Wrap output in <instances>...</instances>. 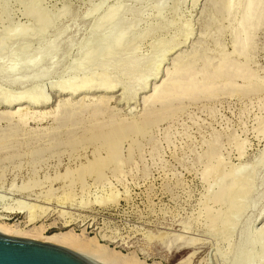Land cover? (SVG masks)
Instances as JSON below:
<instances>
[{"label":"rangeland","instance_id":"374dc122","mask_svg":"<svg viewBox=\"0 0 264 264\" xmlns=\"http://www.w3.org/2000/svg\"><path fill=\"white\" fill-rule=\"evenodd\" d=\"M3 1L0 218L135 264H234L248 241L264 264V0ZM179 61L208 89L148 103Z\"/></svg>","mask_w":264,"mask_h":264},{"label":"bare ground","instance_id":"6f19581e","mask_svg":"<svg viewBox=\"0 0 264 264\" xmlns=\"http://www.w3.org/2000/svg\"><path fill=\"white\" fill-rule=\"evenodd\" d=\"M260 0H250L249 2H248V6H249V8H250V10H252L253 9V7L259 2ZM2 2H5V1H3L2 0ZM4 5V4H3ZM110 42V41H109ZM82 58V57H81ZM82 60H83V58H82ZM225 61V60H224ZM223 61V62H224ZM226 62V61H225ZM224 62V63H225ZM191 65V64H190ZM190 65L187 63H183V61H179V64L175 67V69H174V71H172L171 73H170V77L169 78H171L170 80L168 79V80H166V81H164V83H162V85H158V87H155V90L153 91L154 93L149 97V98H147L146 99V101L149 103V101H153L152 102V104L156 101H162L161 103H163V100L164 101H166V100H168V101H170V98L172 99L173 97L175 98V97H181V96H183V95H190L191 93H192V95H193V93L195 92V93H197V89H199L200 90V92H202L203 90H205V87H207V89H208V85L207 84H210L209 82H207V81H205V82H207L206 83V85L207 86H204L205 85V83H204V81H203V83L201 84H196V81L194 82V80H193V78H192V76L190 77V78H185L184 77V79H182L183 78V75H182V73H187V74H189L188 73V71L190 70L191 72H193L192 70L193 69H190V68H192V65H191V67H190ZM224 66V65H223ZM223 66L221 65L220 67L223 69ZM226 66H228V64H226L225 65V67ZM205 67H207V66H205ZM224 67V68H225ZM218 68H219V66H218ZM221 68L219 69V75L220 76H222L223 77V74H229V69H228V67L227 68H225L224 70L225 71H227V72H223V70H221ZM235 68H237L236 66H235ZM206 69V68H205ZM228 69V70H227ZM207 70H208V68H207ZM189 71V72H190ZM216 71H217V69H216ZM222 71V72H221ZM234 71V70H233ZM238 71V70H237ZM190 72V75H192V73ZM218 72V71H217ZM215 70H214V72H213V78L215 77ZM221 73V74H220ZM223 73V74H222ZM235 73V72H234ZM237 74H238V72H236ZM235 73V74H236ZM182 76H181V75ZM209 74V73H208ZM207 74V75H208ZM225 74V75H226ZM233 74V73H232ZM189 75V76H190ZM217 75H218V73H217ZM230 75V74H229ZM228 75V76H229ZM185 76H187L188 77V75H186L185 74ZM209 77H210V75H208ZM220 76H219V78H220ZM227 76V77H228ZM233 76V75H232ZM235 76V75H234ZM233 76V77H234ZM237 76V75H236ZM173 77V78H172ZM193 77H194V74H193ZM217 77V76H216ZM215 77V78H216ZM226 77V76H225ZM226 77V78H227ZM212 78V79H213ZM214 78V79H215ZM185 79H187V80H185ZM210 79H211V77H210ZM213 79V80H214ZM206 80H207V78H206ZM227 80H228V78H227ZM210 81V80H209ZM224 81V80H223ZM226 81V80H225ZM198 82V81H197ZM215 82V81H214ZM219 82V81H218ZM212 83V82H211ZM227 83V82H226ZM225 83V84H226ZM230 83V82H229ZM220 84V83H219ZM199 85V86H198ZM203 86L204 87V89L203 88H201L200 89V87L201 86ZM93 87V86H92ZM106 87V86H105ZM113 87V85L111 86V87H109V88H106L104 91H106V92H108V93H110V92H112L113 91V89L116 87H114V88H112ZM211 87H213L212 85L210 86V88H209V90H211L212 88ZM100 88V87H99ZM64 89V88H63ZM93 89V88H92ZM95 89V88H94ZM93 89V90H94ZM97 89V88H96ZM203 89V90H202ZM92 90V91H93ZM202 90V91H201ZM208 90V91H209ZM96 91V90H95ZM206 91V90H205ZM207 91V92H208ZM79 92V93H78ZM83 91H81V89H75L74 91H71V93H70V95L71 96H75L76 94H81ZM199 92V91H198ZM194 93V94H195ZM203 93V92H202ZM181 95V96H180ZM191 95V96H192ZM104 99H106V98H104ZM178 99V98H177ZM181 99V98H180ZM103 100V99H102ZM109 100V99H108ZM174 101V100H173ZM37 102H39V101H37ZM13 103V102H12ZM12 103H8V105H6V103H4V102H1V104L2 105H5V106H7V107H12ZM33 104L35 103V102H32ZM47 103H48V100H45L44 102H39V103H37L40 107H43V106H45V105H47ZM165 103V102H164ZM14 104V103H13ZM21 104V103H20ZM36 103H35V105L36 106H38ZM170 104V103H169ZM168 104V105H169ZM18 106V105H17ZM22 108V107H21ZM21 108H18L15 112L13 111L12 113L11 112H6L5 114H8V115H10V116H15V115H23V109H21ZM14 109V108H13ZM25 110V109H24ZM27 112H29V111H27ZM40 114V113H39ZM44 114V113H43ZM43 116V115H42ZM41 116V117H42ZM143 118V117H142ZM110 119H111V117H110ZM110 121V120H109ZM132 122V121H131ZM100 123V122H99ZM117 122H115V124H116ZM119 123V122H118ZM125 123V122H124ZM144 123V122H143ZM97 124V123H96ZM113 124V123H112ZM112 124H110V125H112ZM142 124V123H141ZM94 125V124H93ZM120 126H122L121 124H119ZM132 125V124H131ZM136 125V124H135ZM134 125V126H135ZM146 125V124H145ZM96 126H98V125H96ZM105 126H106V124H105ZM117 126V125H116ZM126 126V125H125ZM125 126H124V128H125ZM133 126V127H134ZM92 128H94L93 126H91ZM118 127V126H117ZM127 127V126H126ZM132 127V126H131ZM137 127H139L138 126V124H137ZM136 127V129H135V133H136V130L138 129ZM96 128V127H95ZM113 128V127H112ZM123 128V127H122ZM121 128V129H122ZM140 128H141V126H140ZM139 128V129H140ZM100 129V128H99ZM102 129V128H101ZM120 129V128H119ZM130 129V128H129ZM128 129V131L130 132V130ZM93 130V129H92ZM92 130H91V132H92ZM98 130V129H97ZM113 131H111L110 130V132L108 131V133L107 134H105V133H103V134H105L104 135V138L103 139H105L106 141H107V143L108 142H110V144H111V146H109L110 144L108 143V149H110L111 151V153H109V154H112V155H110L111 157L113 156V154L116 152L114 149H116L115 147L116 146H118V145H116L117 143L116 142H119V139H122V137H123V139H125L124 137H125V133H127V135L129 134L128 132H126L125 131V129L124 130H122V131H120V132H122L123 133V131H125V133H123V135H122V133H118V130H114V128L112 129ZM142 130H144V129H142ZM96 131V130H95ZM107 131V130H106ZM99 132H101V131H99ZM132 132V131H131ZM89 133V132H88ZM90 134V133H89ZM92 134V133H91ZM95 134H97V132H95ZM100 134V133H99ZM99 134H97V137H98V135ZM102 134V133H101ZM121 135H122V137H121ZM134 135V134H133ZM90 136H92V138H93V134L92 135H90ZM95 137V136H94ZM99 137H100V135H99ZM102 137H103V135H102ZM86 137H84L83 139H85ZM83 139H81L80 140V143H81V141L83 140ZM90 139V138H89ZM101 139V138H100ZM93 140H94V138H93ZM104 140V141H105ZM118 140V141H117ZM86 140H84L83 142H85ZM91 141V140H90ZM121 141H123V140H120V142ZM77 142V141H76ZM92 142V141H91ZM102 142H103V140H102ZM112 142V143H111ZM95 143V142H94ZM106 143V144H107ZM113 143H115V145L113 144ZM77 144V143H76ZM96 144V143H95ZM114 146H113V145ZM119 144V143H118ZM78 145V144H77ZM80 145V144H79ZM104 145V144H103ZM112 146H113V148H112ZM106 147H107V145H106ZM118 147H121V145H119ZM114 150V151H113ZM117 151H118V148H117ZM96 152V151H95ZM118 154V153H117ZM116 154V155H117ZM115 154H114V156H116ZM109 156V157H110ZM101 157V156H100ZM105 158H107V157H105ZM102 159V158H101ZM100 160V159H99ZM95 161V160H94ZM104 161H105V159H104ZM98 162V161H97ZM110 162V161H109ZM95 163H96V161H95ZM100 163V162H99ZM101 164V163H100ZM95 165V164H94ZM102 165V164H101ZM108 165H109V163H108ZM98 166V165H97ZM96 166V167H97ZM100 166V165H99ZM98 166V167H99ZM90 167H92V166H90ZM90 167H88V168H90ZM105 167V166H104ZM81 171V170H80ZM83 171V170H82ZM91 171V170H90ZM99 171H100V169H99ZM96 172H98V171H96ZM101 172H102V169H101ZM99 173V172H98ZM86 174V173H85ZM82 175H84V174H82ZM87 175H89V174H87ZM96 175V174H95ZM91 176V175H90ZM98 177V176H97ZM96 178V177H95ZM104 178V177H103ZM81 182V181H80ZM83 183V182H82ZM72 187V186H71ZM103 203V202H102ZM13 210V209H12ZM21 210V209H20ZM33 212V211H32ZM63 214V213H62ZM34 216H36V215H34ZM34 218H33V216H31L30 217V219H29V222L31 223V222H34ZM31 225V224H30ZM45 229H46V227H44V225H40V226H36V225H34L33 227H21L18 223H14V224H12V223H7V222H5V221H3L2 220V218H0V233H2L3 235H7V236H11V237H15V238H21V239H28V240H32V241H37V242H42V243H45V244H50V245H53V246H56V247H60V248H62V249H65V250H67V251H70V252H73V253H75V254H77L78 256H80L81 258H83L84 260H86L87 262H89L90 264H111V263H113V262H115L116 260H118V261H120V263H121V261H124V262H122V263H125V264H128V263H126L125 261H129V263H134L135 264V262L137 261H134V259H133V257L132 258H127L128 256L126 255V257L123 255V254H120V252L118 253L117 251L115 252V251H113V250H109L108 249V247H106V246H103V245H101L95 238H90V237H88V236H86L84 233H82V234H79V233H77V232H75L74 230H69V231H66V232H55V233H52V234H50V235H47L46 233H45ZM83 231V230H82ZM244 249H242V253L241 252H238V254H237V256L235 257L236 259L234 260L235 262H234V264H249L251 261H252V257H255V256H253L251 253H252V251L253 250H251L252 248H253V245H252V242L251 241H248L246 244H245V246L243 247ZM247 250V251H244V250ZM263 251H264V247H263ZM123 255V256H122ZM250 255H252V257L250 256ZM262 255V254H261ZM133 256V255H132ZM259 257V259H263L264 258V253H263V255L260 257V255L258 256ZM136 258V257H135ZM262 261V260H261ZM260 261V262H261ZM145 262V261H144ZM117 264H118V262H116ZM131 263V264H132ZM140 263V262H139ZM253 263V262H252ZM113 264H115V263H113ZM145 264V263H144Z\"/></svg>","mask_w":264,"mask_h":264},{"label":"water","instance_id":"95a60500","mask_svg":"<svg viewBox=\"0 0 264 264\" xmlns=\"http://www.w3.org/2000/svg\"><path fill=\"white\" fill-rule=\"evenodd\" d=\"M0 264H90L77 254L42 242L0 233Z\"/></svg>","mask_w":264,"mask_h":264}]
</instances>
